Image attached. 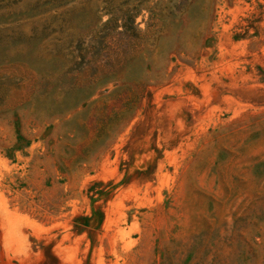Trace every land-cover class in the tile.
Listing matches in <instances>:
<instances>
[{
	"label": "rangeland",
	"instance_id": "1",
	"mask_svg": "<svg viewBox=\"0 0 264 264\" xmlns=\"http://www.w3.org/2000/svg\"><path fill=\"white\" fill-rule=\"evenodd\" d=\"M0 264H264V0H0Z\"/></svg>",
	"mask_w": 264,
	"mask_h": 264
}]
</instances>
